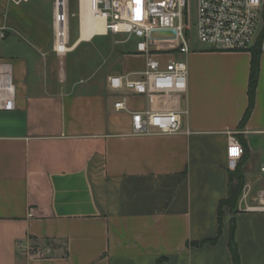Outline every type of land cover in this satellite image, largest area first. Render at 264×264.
<instances>
[{"label":"crops","instance_id":"crops-1","mask_svg":"<svg viewBox=\"0 0 264 264\" xmlns=\"http://www.w3.org/2000/svg\"><path fill=\"white\" fill-rule=\"evenodd\" d=\"M56 3L0 0V61L16 92L15 107L0 110V264H235L232 233L241 264H264V212L224 206L219 231L230 170L243 163L245 183L264 187V51L245 121L252 50L191 46L188 90L171 99L181 130L135 135L132 113L150 102L114 91L108 78L144 57L125 54L124 67L116 57L106 88H86L66 64L93 38L58 54ZM123 96L127 108L118 110ZM232 135L247 146L236 160Z\"/></svg>","mask_w":264,"mask_h":264},{"label":"built area","instance_id":"built-area-1","mask_svg":"<svg viewBox=\"0 0 264 264\" xmlns=\"http://www.w3.org/2000/svg\"><path fill=\"white\" fill-rule=\"evenodd\" d=\"M93 15L105 24L109 33L138 39L131 52L145 58V68L124 74L110 75L109 86L114 91L127 90L147 96L151 107L132 113L133 134H174L182 128V110L171 104L174 96L188 90V64L183 56L191 52V30L213 50L250 51L259 45L264 51V0H197L196 21L191 24L188 0H89ZM55 51L64 55L70 51L69 14L66 1L57 0L54 16ZM168 35L160 36V33ZM7 28L0 26V40ZM15 84L7 64L0 61V110L15 107ZM127 96L115 102L124 110ZM244 147L232 135L228 147L231 159H240ZM264 173V162L261 164ZM240 209L264 212V187L254 191L245 183L239 199ZM29 216H33L32 210Z\"/></svg>","mask_w":264,"mask_h":264},{"label":"rangeland","instance_id":"rangeland-1","mask_svg":"<svg viewBox=\"0 0 264 264\" xmlns=\"http://www.w3.org/2000/svg\"><path fill=\"white\" fill-rule=\"evenodd\" d=\"M65 1L69 14L71 47L80 36L81 4L79 0ZM188 8L191 14V24H193L196 21L197 0H188ZM94 37L91 41H83L78 45L79 47L76 50L68 54L66 67L70 78L81 80V84L86 88L100 90L106 88V74L109 65L114 62L115 65L124 67L123 56L125 54H131V50L136 48L138 39L132 37L127 40V35L114 33ZM190 43L191 46L196 47L207 46L198 39L194 27H192L191 30ZM116 57H118V59H116ZM113 59L116 60L113 61ZM145 63V58L134 57L130 63V68L132 71L143 70L145 68ZM254 174L259 175V173ZM258 184L264 185V176L259 178ZM239 211L241 210L238 208L235 210L231 209L233 214Z\"/></svg>","mask_w":264,"mask_h":264},{"label":"trees","instance_id":"trees-1","mask_svg":"<svg viewBox=\"0 0 264 264\" xmlns=\"http://www.w3.org/2000/svg\"><path fill=\"white\" fill-rule=\"evenodd\" d=\"M261 48L259 45H256L252 49V61H251V73H250V80H249V97H250V106L245 114V117L243 121H245L254 106L255 97H256V91H257V85L259 80V71H260V61H261ZM241 142L243 143L244 147L246 148V141L241 139ZM244 148V150H245ZM244 155H246L244 153ZM243 155V156H244ZM243 163L239 164L235 170L229 171V194L228 197L221 200L220 207H219V222H220V234L222 233V216H223V208L224 206L230 207L232 210H235L237 208V204L239 202L243 186L245 184L246 176L244 171ZM234 222V221H233ZM235 224L233 223L232 229H234ZM216 240H209L210 242H216ZM205 242H201L200 244H203ZM230 249L234 258L235 264H241L240 263V255L238 250V245L234 238V233L231 235L230 240ZM160 264V262L158 263Z\"/></svg>","mask_w":264,"mask_h":264},{"label":"bare ground","instance_id":"bare-ground-1","mask_svg":"<svg viewBox=\"0 0 264 264\" xmlns=\"http://www.w3.org/2000/svg\"><path fill=\"white\" fill-rule=\"evenodd\" d=\"M79 2L81 4V35L79 40H89L96 36L99 31H105V24L93 15L89 7V0H79Z\"/></svg>","mask_w":264,"mask_h":264},{"label":"water","instance_id":"water-1","mask_svg":"<svg viewBox=\"0 0 264 264\" xmlns=\"http://www.w3.org/2000/svg\"><path fill=\"white\" fill-rule=\"evenodd\" d=\"M59 1L62 2L63 0H59ZM159 35H160V36H165V35H168V33H165V32H164V33H160Z\"/></svg>","mask_w":264,"mask_h":264}]
</instances>
